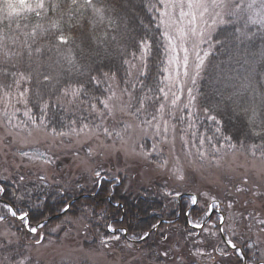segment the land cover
<instances>
[{
  "label": "snow or ice",
  "instance_id": "1",
  "mask_svg": "<svg viewBox=\"0 0 264 264\" xmlns=\"http://www.w3.org/2000/svg\"><path fill=\"white\" fill-rule=\"evenodd\" d=\"M157 2L159 6L153 7L158 14L157 28L163 29L161 35L167 42V67L163 70V78H158L152 87H148L143 83L148 75L146 58L151 49V43L146 39L138 42L139 57L135 52H125L131 59L121 57L122 65L127 66V79L117 82V71H104L102 67L94 66L103 63L110 46L121 47L129 34L134 13L120 16L117 23L109 14L114 9L109 8L103 0H0V114L14 128L38 126L45 129L49 127L47 117L52 107H60L74 115L84 112L95 114L99 123L90 125L84 122L83 117L69 119L64 126L67 131L58 132L56 128H51V133L59 136H92L102 132L106 137L115 136L124 141L126 136H132L138 130L141 138L155 141L150 152L142 150L138 154L146 158L155 156L159 161L158 167L168 170L169 161L162 158L160 145L171 142L174 147L178 125L182 145L194 147L200 159L210 154L203 150L206 143L211 149L212 160L218 159L221 148L211 143L217 136L228 142V149L236 150L237 143L232 142L231 135H223L222 121L218 118L231 111L242 120L246 129L245 140L249 141H240L239 147L253 157L264 160V46L256 51L241 50L235 44L229 47L227 40L212 41L211 37L216 26L223 24H242V27L235 29L239 36L234 35V40L248 38L246 29L249 25L264 29V0ZM101 26L104 30L97 36L95 33ZM76 30H79L81 43H77L78 37L72 35ZM85 40H91L97 45V50L87 51L82 46ZM213 43L223 49L227 57L225 61L212 62L210 49ZM202 45H207V48ZM75 50L79 51V58ZM101 50L104 56L100 55ZM137 60L139 67L135 63ZM222 64L224 67H221ZM134 72L135 80L132 79ZM205 73L211 76L216 85L213 95L218 99L201 110L198 107L201 93L197 83ZM121 83L128 87H120ZM137 83L140 93L134 94L130 88L135 89ZM34 107L40 110L38 118L33 114ZM116 112L133 115L139 123L133 126L120 122L118 131L102 127L105 119ZM201 114L215 127L198 132L197 123ZM13 121L16 123L13 124ZM136 148L143 149V145L134 142L133 149ZM21 155L29 156V153L23 152ZM30 159L50 162L39 154ZM171 171L178 181L184 179L182 168L176 166ZM94 176L97 183L102 182L100 171H96ZM23 179L21 176L20 180ZM4 191V187L0 186V193ZM165 195L173 198L182 196L178 190L166 192ZM212 199V203L201 209L209 219L218 208L215 198ZM190 200L192 205L198 204L197 196H191ZM3 207L12 217L28 226L31 233L44 228L43 224L31 226L29 213L18 214L9 204ZM69 207L65 204L62 211H67ZM191 214V211L186 213L187 216ZM4 219V216H0V222ZM201 220L194 222L189 219L188 222L211 236L227 231L222 226L226 223L223 215L218 217L215 231L205 227L207 220L203 217ZM260 223L264 225V221ZM108 227L113 233L128 231L112 225ZM157 227V224L151 225V229ZM150 235L151 231H144L132 239L144 240ZM42 239L41 235L36 243L39 244ZM119 239L118 235H114L102 240V243ZM10 243L5 238L3 246ZM223 243L237 252L241 251L232 238L224 237ZM220 251L222 255L227 254L224 250ZM202 254L199 249L195 253ZM15 264H31V258L21 255Z\"/></svg>",
  "mask_w": 264,
  "mask_h": 264
},
{
  "label": "rangeland",
  "instance_id": "2",
  "mask_svg": "<svg viewBox=\"0 0 264 264\" xmlns=\"http://www.w3.org/2000/svg\"><path fill=\"white\" fill-rule=\"evenodd\" d=\"M220 26L217 25L216 30ZM215 31L211 33V37ZM201 47L207 48V45ZM165 63L167 67V53ZM204 119L205 116L201 114L197 123L200 133L206 130L202 127ZM200 121L201 125L198 127ZM99 122L97 120V123ZM120 122L133 126L139 123L133 115L116 112L114 116L105 119L102 127L118 131ZM15 123L16 121H13V124ZM179 128L180 125L174 147L171 142L160 145L163 150L162 158L169 161L168 170H164L158 167L159 161L155 156L146 158L138 154L142 150L150 152L151 145L155 142L149 138H141L138 130L132 136H126L124 141L115 136L106 137L102 132L92 136H59L38 126L14 128L7 122V118L0 114V176L8 178L15 173L32 178L41 177L51 184L79 181L86 185L92 183L95 179L94 173L100 171L101 175L108 173L118 182L125 184L126 188L136 192L139 187L148 186L154 181L166 184L165 193L187 190V185L192 183L194 187L187 193L200 194L206 205L212 203V198H215L218 208L214 212L222 210L223 207L227 209L223 215L226 223L222 226L227 229L223 233L224 236L232 238L237 247L249 244V250L256 256V262L249 264H264V225L260 223L264 221V160L228 149V142L221 141L220 136L211 142L221 148L218 159L212 160L211 149L207 143L203 150L210 154L205 159H200L194 147L182 145ZM134 142L142 144L143 149L134 150ZM23 152L29 153V156H22ZM36 154L50 162L46 163L44 159H30ZM177 157L179 159H176ZM176 166L183 169L182 181H178L171 171ZM227 189L233 191L229 193L230 197L227 195L228 200L224 194ZM221 196L225 197L226 203H221ZM166 197L171 199L172 203L178 200L171 196ZM61 222L51 224L55 235L47 236L45 233L47 238L44 240L43 235L44 241L39 244H33L32 240L25 241L5 222H0V264H15L21 255L29 256L31 264H183L185 261L192 264H211L212 258L216 261L218 258L211 250L197 247L195 244H205L206 237H210L220 243L219 251L228 248L223 243L222 234L211 236L202 230L203 236L195 240L180 239V243H173V240L165 245L167 249L160 248L161 253L147 252L130 243L124 246L117 245L113 240L102 243V240L110 236L99 233L95 238L91 229L87 230L84 219L72 220L60 226ZM215 224L217 222L208 221L205 227L215 231ZM40 236V233L37 234L36 240ZM5 238L11 241L6 247L3 246ZM198 249L202 255H195ZM155 255H158V258L162 256L163 260H156Z\"/></svg>",
  "mask_w": 264,
  "mask_h": 264
},
{
  "label": "trees",
  "instance_id": "3",
  "mask_svg": "<svg viewBox=\"0 0 264 264\" xmlns=\"http://www.w3.org/2000/svg\"><path fill=\"white\" fill-rule=\"evenodd\" d=\"M103 2L109 8L114 9L109 14L116 19L117 23H119L120 16L126 14L130 16L134 13L135 18L129 24V34L121 47L117 48L115 45L110 46L107 58L103 60L102 64H95L94 66L102 67L104 71H117V82H120L122 79H127L125 75V68L127 66L122 65L121 57L131 59L125 52H135L137 57H139L140 50L138 42L146 39L151 43V49L146 58L148 75L143 83L148 87H152L158 78H163L165 74L163 70L166 64V41L161 35L163 29L157 28L158 19L156 17L158 14L155 11V7H153L159 6L157 0H103ZM237 27H242V24L233 23L221 25L213 33L212 41L217 39L221 41L227 40L229 47L235 44L241 50L248 51H256L264 46V29H260L259 26L249 25V28L246 29L249 32V37H240L234 40L232 39L234 35L239 36V33L235 32ZM103 30L101 26L95 34L99 36ZM72 35L78 37L77 43H81L79 30L74 31ZM82 46L89 52L97 50V45L91 40H85ZM75 51L79 58V51ZM210 51L212 52L210 59L213 63H220L227 59L226 55L223 54V49L219 45L213 43ZM100 55L104 56L105 53L101 50ZM96 59L99 60V57ZM135 63L139 67L140 62L137 60ZM221 67H224V65L222 64ZM132 79L135 80V72L133 73ZM120 86L128 87V85L123 83ZM215 86L208 73L203 74L202 78L198 81L197 88L201 93L198 97V107L201 110L218 99V97L213 95V88ZM103 87L102 85L101 88ZM130 90L134 94H139V83H137L135 89L130 88ZM33 114L38 118L40 116L39 108L34 107ZM81 117L84 118L85 123H89L90 125L97 123V120H99L95 114L84 112L74 115L60 107H52L48 112L47 123L49 127L47 129L51 131V128H56L58 132L67 131V128L64 126L67 125L68 120ZM218 118L222 121L221 127L223 129V135H231L233 138L232 142L237 143L236 150L252 156L239 147L240 141L249 142L245 140L246 129L244 128L242 120L236 117L231 111L220 115ZM200 125L201 121L198 127ZM202 127L204 129H210L214 128L215 125L205 117L202 121ZM257 158L259 157L257 156ZM21 176V174L15 173L8 178L0 176V186H3L5 189L3 193H0V216L5 217L3 222L13 229L18 236L25 241L32 240L31 242L33 244H37L35 237L39 233L42 236L44 235V240L49 234L51 236L55 235L53 233L54 231L51 230V224L62 221L60 225L62 226L72 220L77 221L79 219H84V223L88 227L87 230L90 231L91 229V233L95 238L99 233L110 237L118 235L120 239L113 240L117 245L124 246L126 243H130L138 249H145L147 252L158 253L160 248L167 249L165 245L172 243L173 240V243L175 241L180 243V241L185 239L189 240L192 238L195 240L203 236L201 234L202 229L193 228L194 226L188 222L189 219L194 222H200L202 221L201 217L204 220L207 218L201 211L207 205L203 203L205 201L200 194L196 195L198 197V204L192 206L190 196L182 197L180 201L178 198L177 201L172 203V200L167 198L164 192L166 184L159 181H154L148 186L139 187L136 189V192L130 188H126L125 184L118 182L108 173L102 174L101 183H97L95 178L92 183L86 185L79 181L51 184L41 177L32 178L29 176H23L24 179L21 181ZM193 187L194 184L190 183L187 185V190H181V192L185 193ZM231 192L233 191L228 189L224 192L226 194V200L230 197L231 194L229 193ZM219 198H221L222 204L226 203L225 197L221 196ZM4 204L11 205L18 214L20 212L29 213L31 226L35 227L37 224H43L44 228L38 229L37 234L31 233L28 230V226L8 213L7 209L3 207ZM65 204L70 205V207L67 211H62ZM226 210V208H222L224 214H226ZM188 211H191V216L186 215ZM218 217L219 214L214 212L209 222L215 221L218 223ZM152 224H157L158 227L151 229ZM109 225H112L116 229L126 228L128 231L127 233L120 231L111 233L108 227ZM52 226L55 227V225ZM144 231H151V235L144 240L132 239L134 235H142ZM193 234L197 236L193 237ZM44 240L42 239L40 242ZM20 245L22 246L23 242ZM195 245L211 250L212 254L220 261L218 263V261L212 258L211 264H244V257H246L248 263L256 260V256L248 248L249 244L242 245L241 254L225 244L228 247L225 250L226 255L221 254L219 251L220 243L214 238L206 237L205 244L200 243ZM154 257H157L156 260L158 261L163 260L162 256L158 258V255H155ZM183 264L192 263L185 261Z\"/></svg>",
  "mask_w": 264,
  "mask_h": 264
},
{
  "label": "water",
  "instance_id": "4",
  "mask_svg": "<svg viewBox=\"0 0 264 264\" xmlns=\"http://www.w3.org/2000/svg\"><path fill=\"white\" fill-rule=\"evenodd\" d=\"M186 196H192V195H190V194H187V193H185V194H182V196L179 198V201L182 199V197H186ZM223 238H224V235H223ZM239 248V247H238ZM240 249V248H239ZM241 250V249H240ZM244 264H248V262H247V260L244 258Z\"/></svg>",
  "mask_w": 264,
  "mask_h": 264
}]
</instances>
